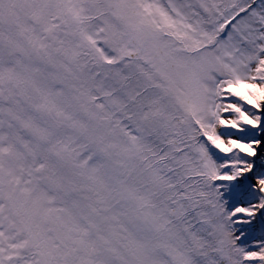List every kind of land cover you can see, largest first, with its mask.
I'll return each instance as SVG.
<instances>
[{"label": "snow or ice", "instance_id": "snow-or-ice-1", "mask_svg": "<svg viewBox=\"0 0 264 264\" xmlns=\"http://www.w3.org/2000/svg\"><path fill=\"white\" fill-rule=\"evenodd\" d=\"M0 264H264V0H0Z\"/></svg>", "mask_w": 264, "mask_h": 264}]
</instances>
